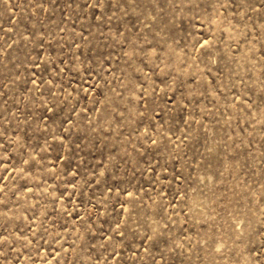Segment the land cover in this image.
I'll list each match as a JSON object with an SVG mask.
<instances>
[{"label":"rangeland","instance_id":"374dc122","mask_svg":"<svg viewBox=\"0 0 264 264\" xmlns=\"http://www.w3.org/2000/svg\"><path fill=\"white\" fill-rule=\"evenodd\" d=\"M0 264H264V0H0Z\"/></svg>","mask_w":264,"mask_h":264}]
</instances>
